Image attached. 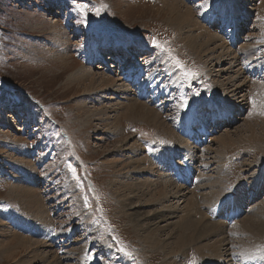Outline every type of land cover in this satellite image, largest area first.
Instances as JSON below:
<instances>
[{
	"label": "rangeland",
	"instance_id": "1",
	"mask_svg": "<svg viewBox=\"0 0 264 264\" xmlns=\"http://www.w3.org/2000/svg\"><path fill=\"white\" fill-rule=\"evenodd\" d=\"M170 1L90 0L100 14L94 8L87 23H82L72 0H0V229H5L0 236V264H48L53 257L62 258V264H191L193 260L207 264L198 250L213 244L214 237L202 240L195 249L185 246L181 254H174L175 262L167 256L183 235L175 228L185 209L184 200L151 203L147 202L150 196L133 199L122 191L128 183L147 187L144 180L156 181L152 169L164 172L160 163L171 156L170 145L180 148L181 157L172 153L177 154L175 159L191 160L193 149L199 150L191 160L194 167H203L202 173L193 171L198 185L202 180L224 179V186L246 190L236 200L241 198L249 212L231 226L224 224L225 250H220L217 262L238 264L240 260L232 261V255L242 260L264 257V236L237 230L247 217L264 221V77L252 79L245 70L264 69V0H224L220 7L219 0H211L210 6L209 0L176 1L189 8L205 30L193 33L204 35L198 44L208 35L216 36L202 51L189 49L184 43L190 35L187 30L171 26L168 16L159 12ZM217 13L242 20L244 42L238 48L228 45L216 23L208 26L204 16L220 19ZM226 24L224 20L219 26ZM62 58L66 63L59 62ZM64 64L67 71L59 75ZM139 67L146 73L138 75L140 83L155 73V86L153 90L146 87L145 99L122 79L123 69H127L125 74H135ZM186 72L198 75L193 78ZM81 75L85 78L76 82ZM103 78L114 80V87L99 88ZM152 93H157L160 105L152 104ZM185 97L195 111L216 104L234 113L231 123L218 127L203 150L196 144L190 146L174 131V121L185 112L179 106ZM131 101L154 110L186 145H174L152 123L125 119L122 109ZM226 134L233 146L220 149L213 139ZM69 165L76 169L78 180ZM186 175L190 181L188 168ZM170 182L181 192L197 196L205 222H218L206 213L215 202L204 207L211 202L210 196L206 204L199 201L208 189L193 191L195 187H186L189 182ZM260 185L250 200L247 193L255 195ZM20 189L34 194L36 204L31 194L23 195ZM123 195H129L131 204L123 201ZM127 204L131 209L124 207ZM168 213L175 217L158 220ZM192 220L199 221L200 215ZM148 233L155 240L149 238L154 242L151 245L145 239ZM16 236L47 244L43 253L50 252L51 257L44 262L34 259L28 255L29 245L25 244L28 249L15 245ZM7 243L10 248H5ZM261 257L259 264H264Z\"/></svg>",
	"mask_w": 264,
	"mask_h": 264
},
{
	"label": "bare ground",
	"instance_id": "2",
	"mask_svg": "<svg viewBox=\"0 0 264 264\" xmlns=\"http://www.w3.org/2000/svg\"><path fill=\"white\" fill-rule=\"evenodd\" d=\"M176 1H178V0H173L174 3L172 1H170L172 3H168V2L164 3L163 4L164 9L159 11V12L162 13L163 15H167L168 16V22L170 23L171 26H174L176 29H179V30H183V29L187 30L186 33H188V35L189 34L190 35L185 39L186 42L184 41V43H186V45L189 46V49L190 48H192V49L199 48L202 51V49L205 48V44H209L212 41L214 42V39L216 38V36L207 34L208 35L207 40H205V42H203V43L201 42V44H198L202 40V38L204 37V35H202V34H203V31L205 32V30H203V28L200 26V24H198L200 22H198L197 20L194 19L191 10L189 8L182 7L179 3H176ZM195 30L196 31L197 30L198 31L201 30V32L200 31L199 32L202 33V34L199 33L196 36L193 35ZM218 47L222 49L223 45H218ZM250 52H251V50H250ZM59 60H60L59 62H61V63H63V62L66 63V61H67L66 58H62V59H59ZM63 66H64V68L61 69L59 75H63L65 73V71H67L66 70V65L64 64ZM82 72H84V71H82ZM236 74H238V73H236ZM84 78H85V75H81V76H77L74 80L76 82H79V81H82ZM92 82H94V80ZM99 84H100L99 88L100 87H105V86L111 87V86H113V84H115V82H114V80H111L109 78H103V80L100 81ZM122 110L124 111L123 116H124L125 119H131V120L137 119V120L142 121V122L146 121L148 123H152L156 129L161 130L162 134L168 135L172 139V142H174L173 143L174 145L178 146L177 144H175V142H180L181 145H186V142L183 141L182 139H180L179 137H177V135L174 134L170 130V128L168 127L167 123H165L164 121H161L159 116L154 112V110L148 108L146 105H144V104H142L140 102L131 101L130 103L128 102V105L126 107H124V109H122ZM226 112H227V110H226ZM232 118H233V116H232ZM229 122H226V123L224 122L223 124H225V125L230 124L231 122L230 123ZM213 140H214L213 142H216L218 144L217 147H220V149H222L225 146L227 148L228 145L231 146V144L233 146V140L227 134L226 135H221V136H219V137H217V138H215ZM187 141H189V140L187 139ZM189 145L192 146V147H195V146H193V143L191 141H189ZM167 147L169 148V151L171 152V156H168V158L165 157L164 159L161 160L160 164L164 165L163 166L164 172H161V170L160 171L159 170L155 171L157 168L156 169H152V171L154 172L153 176H154V179H156V181L155 180H152V181H145L144 180L143 182H144V184L146 182L147 187H143V184H141V185H138V184L132 185L131 183H128L127 186H125L122 191L124 193L128 192V194L131 195L132 196L131 198H133V199L145 198V196H147V198H148L150 196V198H149V200L147 202H151V203L153 201H155V202H159V203L164 204V202H161V201H165V200L167 201L169 198L173 199V200H177V201H178V199H180V201L184 200V201H182L181 204L185 203V209L183 211L182 216L179 217L180 220H179L177 226L175 225L176 226L175 229H177V231H181V234H183V235L181 236L182 237L181 240L173 247V250L171 252H169L167 254V256L170 255L169 257H170V260H171L174 257V254H176V255L181 254L184 251V247L185 246H187L186 248H192V249L194 248L195 249V248H197L196 246H198L200 244V242H202V240H204V239H206L208 237H211V238L214 237V238H216V241H214L213 244H209V245L205 244V245L202 246V248L200 247L201 249H199V250L197 249V250H198V252L200 251L199 254H201L204 257L203 261L205 263H207V264H220V263L217 262V259L220 258V253H221L220 250L222 248H224L223 246L225 245L224 244L225 243L224 242L225 238H224V236L222 237V235H224V233H223L224 229H225L224 226L227 225V224L224 223V221H222V223L220 221L219 222H214V223H211L209 221L205 222V220L207 218L205 217L204 213H201V211H199V209H198V206H197V200L198 199H196L197 196L193 195L192 194L193 192L192 193L191 192H181L180 187H178V188L174 187V185H172L170 181H176V182L182 183L184 185H186L187 182H189V184L186 187L188 189L195 187V189L193 191L200 190V188H201V190H204V191L208 189V192L206 193V195H202L201 194V196L199 198V201L201 203H205L206 204L207 202H204V200L206 199L207 196H210L211 202L206 204L204 207L210 206L213 202L218 201L222 197L223 187L226 188V185L229 186L230 184H226L224 186V184H222V182H221L224 179H222L221 181H219L218 179H216V180H211L210 179V180H205V181L202 180L201 184L198 185V180H199V179L197 180V176L198 175H195L193 171L191 173H190V171H188L189 178H191V180L188 181L187 180V175H186L187 167L185 168V166H183V165L179 166V167H175L173 165V163H172V160L175 159L174 157L177 156L176 153H175V156H173L172 153L177 152L178 156H180V157L182 156V155H179V153H181L180 151H178V150H180V148L171 147V146H167ZM204 148H206V147H204ZM181 150L186 154V151L184 149H181ZM202 150H200V151H202ZM208 150L212 151L211 146L208 147ZM136 151H137V149H136ZM198 152H199L198 149H193V154L191 155V160H193L194 157H196V154ZM203 155H205V153ZM158 157H159V154L156 157H154V158L152 157L153 161L155 163H157V158ZM133 163L135 164V166L138 165V160H135V162H133ZM136 168L137 167H134L133 169H136ZM152 171H150V172H152ZM215 173H217V172L215 171ZM220 174L222 175V173H220ZM223 174L226 175V177L228 175L227 173H224V172H223ZM212 179H213V177H212ZM217 181H219V182H217ZM137 185L140 187V189L138 188ZM25 187H26V185H25ZM15 189L11 188L12 192L13 191L15 192ZM229 189H231V190H229ZM238 189H239L238 187H235V188L233 187V189L230 187V188H226V191L228 190L227 193L231 194L234 198L237 199L238 198L237 196L240 197L242 193L246 192L245 189L239 190V192H238ZM17 191H19V193H21L23 195L31 194V195H29V198L32 200V202L35 203V195L32 194L31 192H29L28 189H20V190H17ZM186 194H190V197L185 199ZM129 195H125V196L123 195V197H122L123 201L125 199V202L128 201L130 203ZM256 195H257V192H256L255 195H252V197H256ZM244 197H243V199H244ZM38 200H39V198H38ZM37 202H39V201H37ZM240 202H241V198H240ZM244 202H246V199H244ZM38 204H41V203H38ZM226 204L227 205H225V203H224L223 205L215 206L213 210L216 211V212L213 213V214H216L220 218L221 216L224 215V213H226V210H225L226 208H231L232 209L235 206V205L232 204V199L227 200ZM128 205L129 204L124 205V207L127 206V208L130 207V209H131L132 205L129 206V207H128ZM32 207H33V205H32ZM221 207H223L222 211L220 210ZM33 212H34V210H33ZM134 214L138 215V213H134ZM233 214L235 215L234 212H233ZM261 214L264 215V209L261 211ZM196 215L197 216L200 215V220L199 221L192 220V216H196ZM174 217H175L174 214L168 213L167 215H162V216L158 217V220H161L160 222H167V220L169 221V220H171ZM137 220H139V219H137ZM239 225H240V227H237V230H241L242 234L252 235V237L255 236L256 234H260L261 236H264V221H261V219H258L257 221H253V219L251 220V219H249L247 217L244 220H242L241 224H239ZM4 230L5 229H3V230L0 229V236H2V232ZM149 233H150V231H149ZM153 233L156 234V232H152V234ZM152 234H149L150 237H145L147 242H150L149 238L154 240V237H152ZM42 237L45 238V236H42ZM14 239L17 240V242L15 243L16 246H22L23 245V247H26L28 249L27 245H29L31 247V249L29 250L28 255L29 254L32 255V257L34 259L36 258L40 262H44V261L49 259L48 255H49L50 252L48 253L47 250H46L47 254L43 253V252H45L44 251L45 248H49V246H47V244L41 243V242H38V241H34V240L30 241V240H28L26 238L19 237V236L14 237ZM154 242H155V240H154ZM154 242H150V245L152 243H154ZM25 244H27V245H25ZM167 245H169V244H167ZM45 246H47V247H45ZM189 246H191V247H189ZM10 247L11 246L8 243L5 245V248H10ZM163 247H165V246H163ZM205 250H206L207 253L204 254V252H202V251H205ZM222 250H225V249H222ZM198 252H197V254H198ZM174 259H172V260L174 261ZM62 261H63L62 258L53 257V261H50L48 264H62Z\"/></svg>",
	"mask_w": 264,
	"mask_h": 264
},
{
	"label": "snow or ice",
	"instance_id": "3",
	"mask_svg": "<svg viewBox=\"0 0 264 264\" xmlns=\"http://www.w3.org/2000/svg\"><path fill=\"white\" fill-rule=\"evenodd\" d=\"M72 3L75 6V11H77L81 15V17H83L81 22L82 23H87V17L93 11L95 6L94 5L90 6V0H72ZM210 4H211V0H209V6H210ZM95 14L96 15L100 14V9L99 8H95ZM153 43H155V41ZM177 64L179 65L180 62L177 61ZM181 67H182V65H181ZM186 75L195 78L198 74L196 72H186ZM253 103H255V101H253ZM179 106L182 109H184L186 113L194 111L192 103L186 97L182 99V102H181V104ZM69 168H70V170L72 172L73 177L78 180L79 178L76 175V169L73 168L71 165H69ZM120 250L124 251V249H120ZM128 255H131V254L128 253ZM89 259H92V257H89ZM191 264H195V261L193 260L191 262Z\"/></svg>",
	"mask_w": 264,
	"mask_h": 264
}]
</instances>
